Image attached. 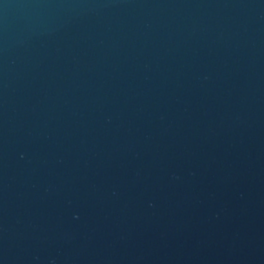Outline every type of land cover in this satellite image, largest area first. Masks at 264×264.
Returning a JSON list of instances; mask_svg holds the SVG:
<instances>
[{"label": "water", "instance_id": "1", "mask_svg": "<svg viewBox=\"0 0 264 264\" xmlns=\"http://www.w3.org/2000/svg\"><path fill=\"white\" fill-rule=\"evenodd\" d=\"M0 264H264V0H0Z\"/></svg>", "mask_w": 264, "mask_h": 264}]
</instances>
